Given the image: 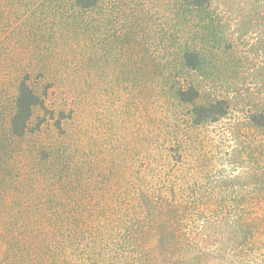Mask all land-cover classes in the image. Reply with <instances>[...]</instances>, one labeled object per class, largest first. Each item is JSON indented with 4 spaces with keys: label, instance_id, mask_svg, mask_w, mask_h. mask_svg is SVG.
I'll use <instances>...</instances> for the list:
<instances>
[{
    "label": "rangeland",
    "instance_id": "1",
    "mask_svg": "<svg viewBox=\"0 0 264 264\" xmlns=\"http://www.w3.org/2000/svg\"><path fill=\"white\" fill-rule=\"evenodd\" d=\"M73 1L0 0V209L6 197L28 207L43 193L30 167L62 159L81 170L86 201L98 181L124 199L172 188L171 223L203 252L198 263L264 264V248L220 253L196 233L200 213L242 214L264 228V128L249 120L264 114V0H210L202 10L182 0H100L89 11ZM184 50L198 52L194 70L182 68ZM22 77L42 104L26 134L12 137L6 125ZM179 84L195 85L198 102L225 100L226 114L192 125L190 106L170 94ZM9 165L15 181L35 187L9 194L1 183Z\"/></svg>",
    "mask_w": 264,
    "mask_h": 264
},
{
    "label": "trees",
    "instance_id": "2",
    "mask_svg": "<svg viewBox=\"0 0 264 264\" xmlns=\"http://www.w3.org/2000/svg\"><path fill=\"white\" fill-rule=\"evenodd\" d=\"M100 0H74L79 10L95 9ZM187 7L205 9L210 0H182ZM182 68L194 70L200 62L198 52L184 50L179 54ZM177 104L190 106L189 122L199 125L216 122L227 111L223 99L198 102L199 89L193 84L170 87ZM42 98L22 77L15 85L7 120V133L22 137L29 128L34 107ZM250 122L264 128V114L253 113ZM62 160V159H61ZM60 159L52 164L30 167L42 183V195L22 200L6 197L0 209V264H203L200 252L191 250L181 240L183 231L173 226L174 204L178 198L172 188L169 193L154 195L140 193L121 198L106 183L98 181L96 196L84 199L81 170ZM49 163V160L47 161ZM30 170V171H31ZM15 167H7V177L1 183L9 192L23 186L33 189L31 178L15 181ZM34 172V173H35ZM55 187L59 194L45 196L47 188ZM192 199V198H191ZM122 200L131 203L125 207ZM17 205L15 208L14 205ZM25 205V204H24ZM12 206V207H11ZM199 219L198 240L214 238L217 252L240 249L246 244L264 248V228L243 223L244 217L196 215ZM179 230V231H177ZM193 232H190V238ZM209 253V252H208ZM210 254V253H209ZM206 262V261H205ZM235 262V261H234ZM207 264V263H204Z\"/></svg>",
    "mask_w": 264,
    "mask_h": 264
}]
</instances>
